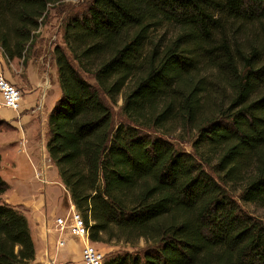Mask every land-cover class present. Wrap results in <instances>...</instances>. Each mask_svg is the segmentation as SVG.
I'll list each match as a JSON object with an SVG mask.
<instances>
[{
    "label": "trees",
    "instance_id": "trees-1",
    "mask_svg": "<svg viewBox=\"0 0 264 264\" xmlns=\"http://www.w3.org/2000/svg\"><path fill=\"white\" fill-rule=\"evenodd\" d=\"M61 1L0 0L2 55L26 64ZM61 29L49 158L91 241L145 243L103 264H264V0H90ZM150 129L192 133V152ZM7 189L0 264H30Z\"/></svg>",
    "mask_w": 264,
    "mask_h": 264
},
{
    "label": "rangeland",
    "instance_id": "rangeland-1",
    "mask_svg": "<svg viewBox=\"0 0 264 264\" xmlns=\"http://www.w3.org/2000/svg\"><path fill=\"white\" fill-rule=\"evenodd\" d=\"M89 1L90 0H64L50 7L47 18L39 29V36L33 45L29 58L33 63H40L41 66L46 69L47 76L44 78L42 86L43 94L49 90L46 108L49 105L48 103H50L54 97L56 101L60 94L57 76L53 73V70H56V68L53 69L52 66L51 69V64L53 63L52 49L54 45H62V19L69 14L83 13ZM11 71L12 74L15 73L13 70ZM56 88H58L59 91H56ZM121 103V99H118L114 104L109 103L114 113L115 122L119 121L122 116L120 111ZM38 106L42 109L45 108L43 102ZM147 132V135L156 137L161 136V138H164L167 141L169 140L178 149L192 152V133H184L181 129L172 131L169 134H162L152 129ZM50 163V161H43V163L41 162V165H43L42 167L47 166L48 168ZM34 177V182L32 184L30 183L29 188L26 191L20 192L19 197L22 198V201L18 199L21 202L19 205H12L3 199L4 202L10 204L26 217L28 225L30 223L29 229L35 248V256L30 264H82V242L78 238L71 236L67 231L60 234L54 226V219L57 217L64 216L69 210L77 211L71 202L68 190H66L62 183V186L59 185V183L55 181L56 179L52 177V174L45 177L43 171L41 172L40 169H34ZM2 197L5 198L3 195ZM30 199H40L43 201V207L46 206L48 210H54V213L49 216L50 220L52 219V222H49L48 219H46V224L44 226H41L38 221L33 222L35 214L39 213L41 210L34 209L32 202L29 201ZM243 209L256 216H261L263 213L262 209L254 207L251 204L246 205ZM34 228L36 234L33 233L32 236L31 230H34ZM68 239H71L76 245L74 249L65 251V243ZM61 241H63V243ZM89 242L103 254L104 258L107 255L121 251H139L145 246V243L142 240L132 246L122 241L109 239L108 237H104V242H94L91 240H89Z\"/></svg>",
    "mask_w": 264,
    "mask_h": 264
},
{
    "label": "crops",
    "instance_id": "crops-1",
    "mask_svg": "<svg viewBox=\"0 0 264 264\" xmlns=\"http://www.w3.org/2000/svg\"><path fill=\"white\" fill-rule=\"evenodd\" d=\"M52 66L53 69L56 68L54 60L51 69ZM11 70L15 72L14 75ZM0 71L22 92L19 110H11L0 105V176L8 184V189L2 194L5 198L2 199L12 205H19L21 202L18 199L22 201L19 197L20 192L26 191L30 183L34 182V169L43 171L45 177L52 174L55 181L62 186L57 169L46 150L47 117L55 103V97L46 108L49 90L43 94L42 86L47 73L40 63H33L29 59L24 65L18 58L7 60L0 51ZM53 73L56 75V70H53ZM56 91H59L58 88ZM41 102L45 108L37 110ZM43 161L51 162L48 168L42 167ZM29 201L32 202L34 209L41 210L35 214L33 222L38 221L41 226L46 224V219L52 222L49 216L54 213L53 209L43 207V201L40 199ZM31 232L32 236L33 233L36 234L35 228ZM75 245L68 239L64 249L69 251L74 249Z\"/></svg>",
    "mask_w": 264,
    "mask_h": 264
},
{
    "label": "built area",
    "instance_id": "built-area-1",
    "mask_svg": "<svg viewBox=\"0 0 264 264\" xmlns=\"http://www.w3.org/2000/svg\"><path fill=\"white\" fill-rule=\"evenodd\" d=\"M21 98L20 88L9 81L0 71V105L17 111L20 107ZM36 109L41 110L42 108L37 106ZM54 226L60 234L67 231L71 236L82 242V264H103L104 256L89 242V229L80 212L69 210L64 216L54 219ZM61 242L63 243V241Z\"/></svg>",
    "mask_w": 264,
    "mask_h": 264
}]
</instances>
